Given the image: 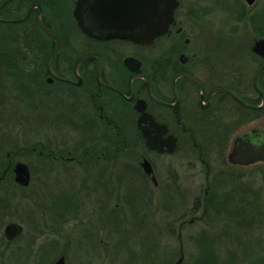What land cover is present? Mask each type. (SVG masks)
Here are the masks:
<instances>
[{"label": "flooded vegetation", "instance_id": "af4514ba", "mask_svg": "<svg viewBox=\"0 0 264 264\" xmlns=\"http://www.w3.org/2000/svg\"><path fill=\"white\" fill-rule=\"evenodd\" d=\"M78 1L0 0V55L30 62L0 64V87L19 77L38 112L46 97L53 139L47 143L36 128L38 136L22 142L26 117L19 121L2 106L0 264H76L75 240L87 231L97 254L87 248L76 258L103 262L111 242L101 232L128 216L140 230L152 229L154 192L169 184L180 201L185 162L205 167L204 211L210 198L241 199L250 171H264V0H232V22L225 18L222 31L210 5L181 7L179 0L167 32L150 44L84 31ZM75 38L85 41L78 52ZM62 126L70 136L80 130V149L70 139L59 148ZM20 165L28 182L18 178ZM58 166L74 179L70 192L54 191L57 178L49 174ZM34 167L48 171L45 187ZM135 248L140 253L130 248V256L151 260L142 245Z\"/></svg>", "mask_w": 264, "mask_h": 264}, {"label": "rangeland", "instance_id": "374dc122", "mask_svg": "<svg viewBox=\"0 0 264 264\" xmlns=\"http://www.w3.org/2000/svg\"><path fill=\"white\" fill-rule=\"evenodd\" d=\"M182 1L181 7L196 8L200 5H210L213 8V15L209 17L215 19L213 23L217 31H222L223 27L220 26L223 25L225 18H227L228 23L232 22V19H228L229 9L233 7L232 0ZM180 10L181 8L178 13ZM84 42L80 38L73 39L74 52L84 48ZM222 46L224 47V43ZM4 57L0 55V64L30 63L27 60L20 61L19 56L9 57L8 59H4ZM75 57L74 53L73 58ZM20 80L19 77H10L9 81L3 85V88H6L7 91H2L3 88L0 87V116L3 106L6 112L19 118V121L22 119L21 117H26L23 122L25 127L24 138L23 136L21 138L22 142L28 143V140L31 142L33 137L38 136L34 131L38 128L41 133L45 134V139L48 140L47 143H50L49 141L52 139V136H50L52 130L50 128L52 126L50 124L51 117L48 99L41 94V109L39 112L37 109L34 110L35 103L32 102V95H30L31 97L23 96ZM6 84L9 86L6 87ZM15 129L17 130V128ZM58 129L56 134H59V136L56 144L59 145V148L69 143L70 139L73 150L74 148L80 149L82 136L79 129L74 131L75 133L73 132L72 136L70 134L66 135L63 126L58 127ZM207 148L209 149V147ZM216 169L219 170L221 168L216 167ZM34 170L37 175L35 181L45 187L48 171L42 172L35 167ZM55 170H52L49 174L51 177L55 176L57 178L55 193L70 192L72 190L71 181L74 179H69L70 175L64 167L58 166ZM205 173V167L200 170V168H193L185 162L184 195H181L180 201L174 196L171 197L173 192L176 194L175 185L169 184L172 189L168 187L163 193L154 192L155 198L152 201L151 211L152 229L140 230L132 224L133 218L131 219L130 216L122 219L119 226L114 225L107 230L109 233L105 231L100 233V235L102 234L101 236L104 235V238L111 243L109 246L104 245L103 247V262L95 264H173L181 256V244L184 251L183 264H197L203 255L208 254L209 256V253H211L210 258L215 260L216 264H264V171L253 174L250 171L249 175L254 178L250 176L252 179L245 181L246 185H248L246 189L248 194H243L241 197V199L246 197L245 200L237 198L242 193L239 195L234 194L232 199L224 197L215 201L210 198L204 211V206H202L204 205L202 199L203 191L201 189L206 185ZM51 181L49 180V182ZM47 185L49 186V183ZM77 186H79V183ZM221 187L223 189L221 191L225 192V185ZM197 195H201L199 202L202 209L193 214V201ZM195 215L200 216L199 220L195 223H190ZM182 221L185 222V225L180 228L179 224ZM93 238V235L87 231L83 232L82 239L79 241L75 240L77 246L72 255L76 259V264H85L81 262V260H84L82 257H76L81 255L87 248L89 249V255L97 254L99 244L96 242L97 244L92 245ZM137 244L142 245L144 250L146 249L151 256V260L138 261L136 257L130 256L132 254L130 248L133 252L140 253L135 248Z\"/></svg>", "mask_w": 264, "mask_h": 264}, {"label": "water", "instance_id": "95a60500", "mask_svg": "<svg viewBox=\"0 0 264 264\" xmlns=\"http://www.w3.org/2000/svg\"><path fill=\"white\" fill-rule=\"evenodd\" d=\"M252 3L254 0H247ZM179 0H79L76 14L84 31L99 37L118 35L150 44L167 32ZM50 60V59H49ZM139 63L127 60V63ZM147 165V164H146ZM27 167L18 166V178L28 182ZM10 226L8 229L11 230ZM184 253L173 264H182ZM63 260L57 262L62 264Z\"/></svg>", "mask_w": 264, "mask_h": 264}, {"label": "trees", "instance_id": "16d2710c", "mask_svg": "<svg viewBox=\"0 0 264 264\" xmlns=\"http://www.w3.org/2000/svg\"><path fill=\"white\" fill-rule=\"evenodd\" d=\"M211 255V253H209ZM208 256V254H205L202 256V258H200L197 262V264H216L215 260H212V258H210L211 256Z\"/></svg>", "mask_w": 264, "mask_h": 264}]
</instances>
